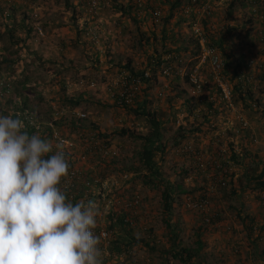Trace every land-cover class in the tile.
<instances>
[{
	"label": "rangeland",
	"instance_id": "374dc122",
	"mask_svg": "<svg viewBox=\"0 0 264 264\" xmlns=\"http://www.w3.org/2000/svg\"><path fill=\"white\" fill-rule=\"evenodd\" d=\"M230 1L180 0L173 6L175 0H134L135 8H129L130 0H0V57L13 61L0 63V115L14 114L26 97L19 118L37 133L49 127L48 136L41 137L53 151L63 144L71 167L62 183L73 203L95 201L93 231L106 234L99 245L106 264H181L167 253L168 238L177 232L181 245L196 248L198 231L203 247L193 264H264V231L249 236L246 229L248 215L264 224V201L255 198L250 178L256 173L250 170L258 171L264 162V0H240L227 17ZM11 2L17 5L13 12ZM7 23L20 38L27 34L20 24L28 23L26 43L9 40ZM194 23L202 29L203 48L211 46L220 59L219 70L211 68L209 57L202 61ZM178 32L186 50L172 42ZM128 59L137 82L123 68ZM219 81L228 88L229 101L221 96ZM237 81L244 93L251 92L244 99ZM125 90L128 108L117 99ZM79 96L78 105L66 101ZM214 100L216 112L206 104ZM142 107L161 121L164 151L153 157L161 172L156 185L145 183L151 174L139 160L144 141L137 134L153 130L146 116L135 113ZM71 117L81 119L82 126L68 124ZM234 151L237 162L231 159ZM85 170L93 174L92 182L82 178ZM75 182L86 188L72 190ZM167 184L175 198L170 215L161 195ZM260 195L264 200V191ZM109 208L136 218V236L144 237L142 230L150 227L157 248L135 245L116 258L109 250ZM216 213L220 219L210 223Z\"/></svg>",
	"mask_w": 264,
	"mask_h": 264
},
{
	"label": "clouds",
	"instance_id": "9594fccd",
	"mask_svg": "<svg viewBox=\"0 0 264 264\" xmlns=\"http://www.w3.org/2000/svg\"><path fill=\"white\" fill-rule=\"evenodd\" d=\"M0 115V264H102L96 203H73L63 144Z\"/></svg>",
	"mask_w": 264,
	"mask_h": 264
},
{
	"label": "trees",
	"instance_id": "16d2710c",
	"mask_svg": "<svg viewBox=\"0 0 264 264\" xmlns=\"http://www.w3.org/2000/svg\"><path fill=\"white\" fill-rule=\"evenodd\" d=\"M132 1H134V0H130L129 8L130 7L135 8V6H132L133 5ZM238 2H240V0H231L230 1V4L228 6L229 8L227 10V17L230 16V14H231L230 10L232 8H234ZM179 3H180V0H175V3L173 6L178 5ZM240 4H242V3H240ZM7 5H9V9L11 12H13L17 9V5L15 4V2L14 3L11 2L10 4H7ZM113 5H115V2ZM10 14H12V13H10ZM10 14H8V16H7L8 19L10 18V16H9ZM248 21L251 22V20H248ZM162 22L165 24L167 22V19L166 18L163 19ZM152 24L154 25V23H152ZM6 26H7V30H8L7 35L9 37V40L14 42L15 44H19V42L26 43V41H27L26 35L31 32V28L28 25V23L20 24V28L23 31L26 30V32H27L25 37H21V38L19 36H17V29L15 26L9 27L8 23ZM163 31L165 32V27L163 28ZM153 32H154V30H153ZM171 37H172V42L174 43L175 46H177V48L183 49V50L187 49V45L184 41V37L180 32L173 33L171 35ZM143 39H145L146 41L148 40V38L145 36ZM223 40H224V38L221 37L218 40V44L221 45L223 43ZM193 43L197 44V40L195 39ZM196 48H197L198 53H197V57L195 58V62H197L199 59V56H198L199 55V48H198V46ZM2 62H13V61L8 59L7 57L5 58V56H4V57H0V63H2ZM230 63L231 62H227V66H229ZM123 68L128 70L132 77L136 76L134 69L131 68V66H130L129 59L127 60L126 64L123 66ZM142 79L146 80L148 78H142ZM153 79L155 80V76H153ZM186 79H187V77H186ZM236 86H238V88H236V87L235 88L238 89V93H239V96L241 99H244V95H246V94L250 95L251 94V92L247 89H246V93H244V91L241 90L242 86H241L240 82L237 81ZM184 89H183L184 90L183 92H185V91L188 92L185 85H184ZM127 93H130V92H128L126 90V92H123L122 94H120V96L117 97V99L119 100V103H121V105L128 108V104H127L126 99H127V96H129L130 94H127ZM179 93H182V91H180ZM190 96H191V98H190L191 100L189 99V101L191 102L195 96L193 94H191ZM80 98H81L80 96L78 98L69 97L68 99H66V101L70 102L72 105H78L81 103V100H82ZM20 103L22 106H18L16 108V112H14V114L11 115L14 118H19V117L24 118L22 116V113L25 111V108L27 107V98L22 97V100H20ZM206 104H207L208 108H211L213 110V112H216V107L218 106V103H216V100L207 101ZM138 111L135 110V113L137 115L146 116L149 119V121L151 122V125L153 126V130L151 132H149L148 134H146V135L137 134V136L142 138L144 141L143 142V149L140 152V157H139L140 159L139 160L143 164V166H145L146 169L151 174V176H148V174H147L148 177L146 176L147 180L145 181V183L156 185V183L158 181L156 179L161 176V172H160L156 162L154 161L153 157H154L156 151H159V150L162 152L164 151V146L160 143V139H159L160 133L158 130L161 121L159 120V117H157V115L155 114V111L149 112V111L145 110V107H142L141 110H138ZM18 112H20V113H18ZM58 123H60V121L55 122V124H58ZM68 124H71L73 127L82 126L81 119L75 118V117H71L69 119ZM48 128L49 127H46V126L44 127L45 130H47ZM178 129L182 130V133H179V135H178L179 139L181 140L182 138L185 137L184 128L180 126ZM27 131L33 132V134H37V132H35L34 128L29 127V126H27ZM44 131H41L42 133H38V134H40V136H43L42 134H45L48 136V134L44 133ZM126 131L128 132V130H126ZM126 131L123 130L122 132L125 133ZM41 138L43 139V137H41ZM175 143L179 144V143H177V139L174 140V144ZM161 145H162V147H161ZM65 153H66V155L69 156V154L67 152H65ZM69 159L70 158H68V160ZM116 159H117V157H116ZM231 159H233L237 162L238 159H240L239 154L235 151L231 152ZM116 161L118 162V160H116ZM70 162H71V160H69V163ZM184 170L186 171V169H184ZM250 172H256L255 174L250 176V178L251 179L253 178L255 181V186L253 187V190H255L257 193L255 195V198L261 203L264 201L260 195V193L264 191V162L259 167L258 171L251 169ZM81 173H83L82 178L89 179L90 182L93 181V174H91V171L85 170V171H82ZM240 183H241V180H240ZM75 185L78 186L80 189L86 188V186L84 185V182L80 183V184L78 182H75L73 187H71L72 190L74 189ZM242 186H243V184L240 187H242ZM230 189H231V193L235 194L236 187L232 186ZM172 192H173V186L171 184L164 185L163 190L161 192L162 201H163V210L168 215L171 214L173 201L175 199ZM75 197L76 196H74L73 198H75ZM98 197H99V194H98ZM246 218L250 219L249 224H247V226H246V229L248 231L249 236L251 234H253L255 230L264 231V224L258 226L256 224V222L254 221V219L251 218L249 215L246 216ZM219 219H220V216H218V213H216L215 217H213L210 220V223H214V222L218 221ZM106 222H107L108 229L113 231V240H111L109 250H110V252L115 254L116 258H119L122 254L131 253L132 250L134 249L135 245L145 246V247L152 249V250L156 249L158 246L159 240H157L155 238V235L152 234L153 231L150 227L147 228V231L142 230L145 233L144 237L136 236L134 234L135 230L139 229L137 227L138 226L137 220H136V218L131 217V215L129 214L128 211L114 210L112 208H109L107 213H106ZM96 233H98L100 236L99 231H97ZM196 234L198 236L197 239L195 240V242L197 243V247L193 248L190 246L181 245V240L178 237V233L177 232L172 233L171 236L168 238V240L171 241V245L167 249V253L169 255H171V258L178 260V262L181 264H193L192 260L196 256H198L199 250L203 247V242H201V240H200L201 239L200 238L201 232L198 231V232H196ZM169 261H171V260H170V258L167 257L165 259V262L167 263ZM102 264H106L105 259H102ZM110 264H117V262L114 261V262H111ZM170 264H173V263L171 262Z\"/></svg>",
	"mask_w": 264,
	"mask_h": 264
},
{
	"label": "built area",
	"instance_id": "2783aa9c",
	"mask_svg": "<svg viewBox=\"0 0 264 264\" xmlns=\"http://www.w3.org/2000/svg\"><path fill=\"white\" fill-rule=\"evenodd\" d=\"M194 2L196 1V0H193ZM206 9L208 10V8H207V6H206ZM205 11V10H204ZM207 14L209 13V11H207L206 12ZM198 24L197 23H194L193 24V32L195 33V35H197V37H198V42L201 44V46H202V49H204L203 48V42H204V40H205V38H204V36H203V34H202V29H199V27L197 26ZM208 46V45H207ZM208 49H204V52H203V54H202V61H204L205 59H206V57H209V62H210V65H211V68L215 71V70H219L221 67H222V63H221V61H220V59L215 55V54H213V48H211V46H208L207 47ZM164 72H166V70H164ZM144 76H148V73H144ZM129 79H130V77H128ZM131 78H132V82H137V81H139V78L140 77H136V76H131ZM127 76H124V81H123V83H124V85L126 84V82H127ZM191 81L193 82V83H196V80L194 81V78L193 77H191ZM196 86V85H195ZM219 89H220V94H221V96H223V98L224 99H226V100H228L229 101V90H228V88L227 87H225V86H223L222 84H221V82L219 81ZM197 87H198V85H197ZM126 91V90H125ZM124 91V92H125ZM123 93V92H122ZM121 93V94H122ZM127 99H128V96H127ZM127 99H126V101H127ZM229 104H230V102H229ZM243 124H245V123H243ZM244 126H246V125H244ZM222 184H224V182H222ZM200 206H201V204H200ZM101 234V236L103 235L104 237L106 236V234H105V232H103V231H101L100 232ZM102 236V237H103ZM103 237V238H104Z\"/></svg>",
	"mask_w": 264,
	"mask_h": 264
}]
</instances>
